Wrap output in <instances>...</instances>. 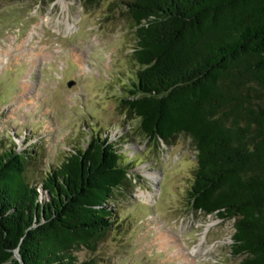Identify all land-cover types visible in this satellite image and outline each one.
Here are the masks:
<instances>
[{"label":"trees","instance_id":"16d2710c","mask_svg":"<svg viewBox=\"0 0 264 264\" xmlns=\"http://www.w3.org/2000/svg\"><path fill=\"white\" fill-rule=\"evenodd\" d=\"M123 7L139 65L123 108L148 140L192 138L193 208L234 219L240 264H264V0H126ZM124 157L115 140L93 135L34 183L28 150L5 145L0 264H95L76 251H95L114 225L112 202L136 179Z\"/></svg>","mask_w":264,"mask_h":264},{"label":"rangeland","instance_id":"374dc122","mask_svg":"<svg viewBox=\"0 0 264 264\" xmlns=\"http://www.w3.org/2000/svg\"><path fill=\"white\" fill-rule=\"evenodd\" d=\"M125 1L0 0V150H28L37 183L93 135L118 143L136 179L112 202L116 220L98 248L77 250L79 260L240 264L232 250L235 220L191 204L192 138L148 140L122 106L139 68ZM165 229L169 241L161 243Z\"/></svg>","mask_w":264,"mask_h":264},{"label":"bare ground","instance_id":"6f19581e","mask_svg":"<svg viewBox=\"0 0 264 264\" xmlns=\"http://www.w3.org/2000/svg\"><path fill=\"white\" fill-rule=\"evenodd\" d=\"M165 231H166V229L165 230H163V232L160 234V237L159 238H161V239H163L164 241L163 242H161V243H164L165 242V240L166 241H169V234H167V233H165ZM184 246H182V247H180L179 248V250H178V252H180L182 255H184L185 254V251H184Z\"/></svg>","mask_w":264,"mask_h":264},{"label":"water","instance_id":"95a60500","mask_svg":"<svg viewBox=\"0 0 264 264\" xmlns=\"http://www.w3.org/2000/svg\"><path fill=\"white\" fill-rule=\"evenodd\" d=\"M71 84V83H70ZM16 255L19 257V258H21L22 259V257L20 256V253H19V250L17 249V251H16Z\"/></svg>","mask_w":264,"mask_h":264}]
</instances>
